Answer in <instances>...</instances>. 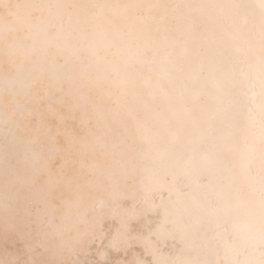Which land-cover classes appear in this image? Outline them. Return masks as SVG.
<instances>
[{
    "label": "bare ground",
    "instance_id": "obj_1",
    "mask_svg": "<svg viewBox=\"0 0 264 264\" xmlns=\"http://www.w3.org/2000/svg\"><path fill=\"white\" fill-rule=\"evenodd\" d=\"M0 264H264V0H0Z\"/></svg>",
    "mask_w": 264,
    "mask_h": 264
}]
</instances>
